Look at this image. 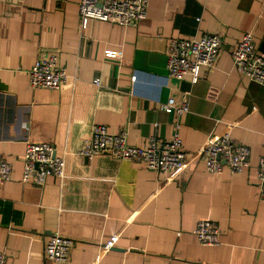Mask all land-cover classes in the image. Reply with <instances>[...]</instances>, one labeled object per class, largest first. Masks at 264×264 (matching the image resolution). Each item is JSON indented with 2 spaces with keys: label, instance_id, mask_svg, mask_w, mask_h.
<instances>
[{
  "label": "crops",
  "instance_id": "0c3cea01",
  "mask_svg": "<svg viewBox=\"0 0 264 264\" xmlns=\"http://www.w3.org/2000/svg\"><path fill=\"white\" fill-rule=\"evenodd\" d=\"M81 0H0V159L13 165L0 183V252L7 264H61L45 257L51 236L72 238L62 264H264V195L257 164L264 156V86L240 73L233 51L246 32L264 51V0H149L137 26L90 20ZM219 33L214 68L199 79L168 73L172 38ZM57 50L70 78L61 89L32 88L41 51ZM109 50L122 57H108ZM101 79V85L94 80ZM190 92L185 97V92ZM187 102L182 115L161 108ZM180 123L186 166L165 175L102 153L77 154L95 124L126 130L132 145L171 139ZM229 130L251 148L250 166L210 172L200 151ZM50 142L65 154L66 177L23 181L26 142ZM215 221L220 246H203L201 220ZM115 239L112 249H105Z\"/></svg>",
  "mask_w": 264,
  "mask_h": 264
},
{
  "label": "built area",
  "instance_id": "2783aa9c",
  "mask_svg": "<svg viewBox=\"0 0 264 264\" xmlns=\"http://www.w3.org/2000/svg\"><path fill=\"white\" fill-rule=\"evenodd\" d=\"M65 3L66 0H56ZM149 0H81L79 3L81 29L88 27L90 20H101L122 26H137L147 17ZM223 46V37L219 33H204L200 38H172L168 49V73L176 79L191 76L193 81L199 79L202 67L214 68ZM108 57H122L120 51L109 50ZM233 62L236 69L244 76L264 86V51L257 48L252 32L243 34L233 51ZM67 68L61 62L59 51H41L30 70L32 88L61 89L70 78ZM101 85V79L94 80ZM190 92H185L188 97ZM168 113L182 115L189 110L187 102L178 105L174 98L161 105ZM176 123V131L171 139L152 136L142 146L132 145L128 141L126 130L112 132L106 125L95 124L90 135L83 141L77 154L91 160L96 155L107 153L119 159L138 162L149 170L165 175L183 169L188 161V154L183 149V140ZM200 158L207 169L215 174L229 168L240 173L250 166L251 148L235 140L230 131L212 134L200 151ZM13 165L0 159V183L12 177ZM49 176L63 181L66 177L65 154H58L57 147L50 142H26L23 181L37 186L47 183ZM257 185L264 195V156L257 164ZM221 229L210 219L201 220L195 230L198 242L203 246H220ZM75 242L72 238L54 234L45 245V257L54 263L70 261ZM115 245L113 238L105 249ZM0 264H7V256L0 252Z\"/></svg>",
  "mask_w": 264,
  "mask_h": 264
}]
</instances>
